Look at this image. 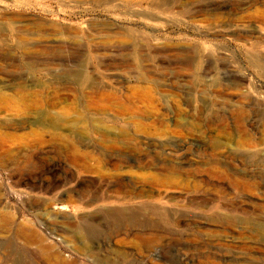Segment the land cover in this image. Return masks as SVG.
<instances>
[{"label": "rangeland", "instance_id": "374dc122", "mask_svg": "<svg viewBox=\"0 0 264 264\" xmlns=\"http://www.w3.org/2000/svg\"><path fill=\"white\" fill-rule=\"evenodd\" d=\"M238 1L0 0V264H53L17 227L68 264H264V25L202 23L264 20Z\"/></svg>", "mask_w": 264, "mask_h": 264}, {"label": "bare ground", "instance_id": "6f19581e", "mask_svg": "<svg viewBox=\"0 0 264 264\" xmlns=\"http://www.w3.org/2000/svg\"><path fill=\"white\" fill-rule=\"evenodd\" d=\"M259 1V0H258ZM261 2V1H260ZM221 5L223 6L222 3H213V4H210L208 3L205 8L199 10L200 13H202L203 16H210V17H214L217 15V10L218 8L221 7ZM248 5V1L247 0H239L238 1V4H237V8H240V7H243V6H246ZM196 8V6H194V4H189L188 6V10L189 13H194L193 10ZM223 8V7H222ZM187 9V8H186ZM224 9V8H223ZM249 10V9H248ZM217 17V16H216ZM203 24H205L206 26H211V25H214L216 23H219L221 25H224V26H227V27H231V28H242V29H247L248 31L250 32H253V31H256V29L260 28L262 25H264V20L263 21H257V20H252V21H242V20H237V18L235 19H228V21H224V22H220V21H215V22H210V21H207V22H202ZM250 36H244L242 37V39L246 42H249L250 40H257L258 38L257 37H250ZM34 65V64H33ZM14 69V68H13ZM82 74V73H81ZM80 80V79H79ZM22 84V83H21ZM19 88V87H18ZM20 89V88H19ZM2 97V96H1ZM133 105V104H132ZM153 118V117H152ZM154 119V118H153ZM40 120L42 122H48V124L50 126H55L54 125V121L52 119V117H48V115H46L45 113L42 112L41 116H40ZM244 138V136H243ZM136 161V160H135ZM139 161V159H138ZM141 161V160H140ZM151 162V161H150ZM149 162V163H150ZM131 163V162H130ZM222 164V163H221ZM149 165V164H148ZM220 165V164H218ZM152 166V165H151ZM167 167V166H166ZM222 167V166H221ZM219 168V167H218ZM220 169V168H219ZM248 177V176H247ZM154 179V178H153ZM235 179V178H234ZM252 190V189H251ZM255 190V189H254ZM252 190V191H254ZM248 193V192H247ZM150 199V198H148ZM235 210V209H234ZM239 219V218H238ZM9 225H13L12 223V220L10 219V217L8 216H1L0 217V226L6 228V226H9ZM16 231L19 232V233H22V236L25 240V242L27 244H34L36 245L42 252L43 256L46 258L44 259L45 261H51V263L53 264H68L66 262H64L63 259H61L59 256L55 255V254H50L49 251H50V248H43L41 247L42 244V239L40 238L39 235H37L36 233H34L32 231V229H24V228H20V227H17L16 228ZM253 233V232H252ZM258 237L260 238L261 242L264 243V226H260L259 227V230H258ZM3 247V246H2ZM5 248H6V253H7V250L9 251V255H8V258H9V261L11 262V264H30L26 261H23L22 259L23 258H20L19 255L17 253H15L14 251V248H13V244L11 242L7 243L5 245ZM5 253V254H6ZM7 255V254H6ZM26 260V259H25ZM33 262V261H32ZM31 262V264H32ZM34 263V262H33ZM47 263V262H46ZM35 264V263H34ZM39 264H42V263H39Z\"/></svg>", "mask_w": 264, "mask_h": 264}]
</instances>
